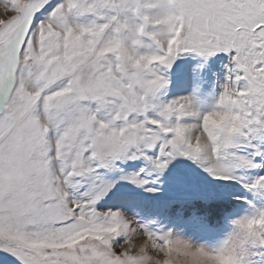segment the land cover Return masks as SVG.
<instances>
[{
	"label": "snow or ice",
	"instance_id": "obj_1",
	"mask_svg": "<svg viewBox=\"0 0 264 264\" xmlns=\"http://www.w3.org/2000/svg\"><path fill=\"white\" fill-rule=\"evenodd\" d=\"M0 5V253L15 264H264V0ZM173 86L187 94L168 98ZM173 170L230 190L200 197L233 203L222 240L150 227L165 218L138 195ZM122 184L137 191L108 206ZM177 216L215 231L200 212Z\"/></svg>",
	"mask_w": 264,
	"mask_h": 264
},
{
	"label": "rangeland",
	"instance_id": "obj_2",
	"mask_svg": "<svg viewBox=\"0 0 264 264\" xmlns=\"http://www.w3.org/2000/svg\"><path fill=\"white\" fill-rule=\"evenodd\" d=\"M3 12V6L0 5V14ZM223 75L219 79L213 80L210 92L203 95L199 104L201 111H207L215 102L216 97L221 91L223 83ZM187 92L179 87L173 86L168 92V98H173L179 95H186ZM132 171L133 169H128ZM160 191L156 193H139L138 198L148 205L152 206L154 212H159L165 219L160 224H152L150 227L153 230L171 229L174 235L181 238L188 239L194 244H208L212 245L219 240H222L229 231V226L225 223L224 217L234 210V205L227 199H201L210 194L215 193L222 196L230 191L227 188L221 187L213 183L208 178L189 180L186 176L177 170L165 176L160 184L157 185ZM134 186L122 184L118 189L115 197L107 201L108 206H122L126 205L127 196L129 193L136 192ZM190 202L184 203L189 198ZM176 201V205L171 208H165L170 202ZM240 202H237L239 205ZM126 210L131 214L132 208L126 207ZM183 211L184 215L200 212L206 215L210 222L215 226V231L211 234H203L194 231L192 228L187 227L184 222L178 218V211ZM139 219V217H138ZM137 244L143 242V237L137 239ZM0 259L4 260V264H15L10 258L0 253ZM181 261L183 258H180Z\"/></svg>",
	"mask_w": 264,
	"mask_h": 264
}]
</instances>
